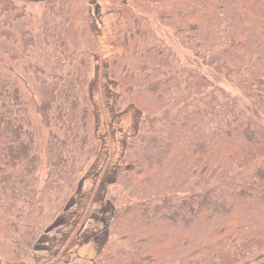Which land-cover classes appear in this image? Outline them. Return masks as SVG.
<instances>
[{"label":"trees","instance_id":"1","mask_svg":"<svg viewBox=\"0 0 264 264\" xmlns=\"http://www.w3.org/2000/svg\"><path fill=\"white\" fill-rule=\"evenodd\" d=\"M100 1L120 10L106 39L122 50L108 57V75L120 91L116 105H132L139 115L119 159L128 168L113 182L122 196L107 192L113 208L108 237L124 246L103 245L98 256H110L96 264L142 259L235 264L245 246L263 249L264 124L199 70L178 68L180 59L171 47L142 26L149 18L139 10H153L146 0ZM78 2L74 8L66 0H45V12L55 23L19 33L24 50L59 46L56 59L70 67L68 73L72 69L70 77L75 74L64 84L61 79L40 83L43 123L50 124L53 110L58 120L70 111L75 121L66 124L62 136L49 133L46 178L39 189L40 159L33 153L21 98L0 71V259L7 262L33 264L35 241L65 208L96 155L87 89L89 50L96 44L85 0ZM0 6V15L17 8L11 0H0ZM155 13L180 46L264 111V0H161ZM63 97L70 99L68 110ZM21 165L19 176L11 179L10 172ZM222 170L243 171L202 188ZM255 264H264V257Z\"/></svg>","mask_w":264,"mask_h":264},{"label":"rangeland","instance_id":"2","mask_svg":"<svg viewBox=\"0 0 264 264\" xmlns=\"http://www.w3.org/2000/svg\"><path fill=\"white\" fill-rule=\"evenodd\" d=\"M11 1L17 8L14 11H1L0 15V71L9 78L21 98L22 116L33 136V153L40 159L36 173V187L39 189L43 186L46 178L49 133L54 131L62 136L66 133V124L75 121L70 111L64 116V120H58L53 110L50 124L46 126L43 123L40 113V83L61 79L62 84H64V81L74 79L75 74L70 77L72 69L68 73L70 67L62 65L56 59L61 51L59 46L52 44L50 47L41 49L32 47L24 50L20 43V30L31 28L35 30L40 28L45 21H54L55 23L54 17L47 15L45 12V0ZM66 1L67 4H73L74 8L80 6L79 0ZM146 1L147 5L153 10L150 14L147 13L148 10H143V8L139 10L140 15L146 14L149 18L146 23H142V26L144 29L147 27L152 33H155L166 46L171 47L180 59V63L177 65L178 68L185 67L199 70L212 83L222 87L228 95L234 97L240 107L247 109V111L249 109L251 114L264 124V111L261 108H256L254 102L246 98L233 82L203 65L201 60L180 46L177 39L172 35V28L159 21V16L155 11L159 6L161 7V0ZM83 5L86 7L87 23L96 44L95 48L89 50L92 65L87 88L92 107V125L97 140L96 155L87 164L78 179L75 193L70 197L65 208L57 214L45 232L35 241L31 253L33 255V251L36 249L55 250L61 245L63 239L64 241L67 239L64 242V247L76 244L84 245L86 258L78 261V264H96L110 256L107 252L101 256L94 254L103 245H106L105 248L124 246L122 240L108 237L107 225L113 214V208L108 201L107 192L122 196V193L113 185V182L119 171L128 168V166L120 164L119 159L123 154L127 137L136 130L139 112L132 105L120 107L121 109L117 107L119 86L115 80L110 78L107 71L108 57L112 55H108L110 50L115 49L120 52L119 54L122 52L120 48L110 46L106 41L108 35L112 32V25L120 17V10L114 7L110 8L100 0H85ZM0 9L2 10L1 6ZM6 20L8 21L6 22ZM4 32L5 34L10 33L12 36L8 37L3 34ZM74 67H77V64H74ZM34 68H41L44 72L36 73ZM113 83L117 89L113 90ZM69 100L63 97L67 110L71 104ZM60 101L62 100L60 99ZM22 167L23 165L13 169L8 176L13 180L16 179L21 173ZM242 171H219L214 176L210 175L202 188H210L220 181L234 178ZM74 225H76L75 228L71 229ZM243 254L239 256L240 258L235 264H255L260 258L264 257V248L258 250L253 248L252 245H247ZM21 261L25 262L26 260ZM148 263L149 261L145 259L136 261V264Z\"/></svg>","mask_w":264,"mask_h":264},{"label":"crops","instance_id":"3","mask_svg":"<svg viewBox=\"0 0 264 264\" xmlns=\"http://www.w3.org/2000/svg\"><path fill=\"white\" fill-rule=\"evenodd\" d=\"M108 34L109 33L107 32V35ZM105 38H106V36L104 37V39ZM102 41H101V43H102ZM113 53L119 54L120 52L113 49V50H110V53L108 55L113 54ZM115 88H116V85L113 83V90ZM115 93H116V91H115ZM112 94H113V92H112ZM105 95H107V94H105ZM108 98H110V96H108ZM124 116H125V114H124ZM75 226L76 225H74V227H71V229L75 228ZM71 235H70V237H72ZM66 241H67V239L65 241L63 239V241L61 242V245L52 251L50 249H40V250L36 249V250H34L33 251V264H78V261H81L82 259L86 258L84 245L76 244L74 246L64 247V242H66ZM100 249H99V251H100ZM99 251L96 250L94 254L96 256H98ZM0 264H28V263L23 262V261L7 262V261L0 259Z\"/></svg>","mask_w":264,"mask_h":264}]
</instances>
